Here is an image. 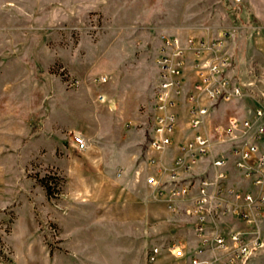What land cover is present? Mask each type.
<instances>
[{"label":"rangeland","instance_id":"obj_1","mask_svg":"<svg viewBox=\"0 0 264 264\" xmlns=\"http://www.w3.org/2000/svg\"><path fill=\"white\" fill-rule=\"evenodd\" d=\"M262 26L264 0H0V33L13 34V39L18 35L20 40L42 34L46 46L59 52L60 60L49 72L61 86L92 87L119 67L138 74L146 97L139 110L148 116L143 151L132 162L126 180L118 177L123 170L118 159L110 161L112 183L127 189L136 176L146 187L145 155L154 125L152 89L159 74L156 61L162 37L181 33L198 40L208 28L237 27L230 68L246 94L237 101L250 110L264 103ZM45 148L20 145L4 162L7 175L2 190L8 201L0 208V260L3 257L7 264H153L148 261L153 245L166 242L170 231L178 233L179 227L189 232L191 219L186 213H168L167 206L149 193L140 204L155 210L151 221L104 225V217L114 214L116 187L108 186L103 175L92 177L91 183L81 171L103 172L109 167L88 161L90 150L72 149L66 154ZM66 155H73L75 162L62 167ZM52 157H58L61 166ZM41 179L51 187L52 196ZM16 224L17 233L11 235ZM116 230L122 232V240ZM261 232L264 236V220ZM119 248H124V255ZM247 264H264V249Z\"/></svg>","mask_w":264,"mask_h":264},{"label":"built area","instance_id":"obj_2","mask_svg":"<svg viewBox=\"0 0 264 264\" xmlns=\"http://www.w3.org/2000/svg\"><path fill=\"white\" fill-rule=\"evenodd\" d=\"M260 33L264 51V26ZM234 37V28L207 44L192 37H162L145 184L171 212L186 204L191 227L186 238L153 245L148 252L150 263L166 252L189 264H247L264 249V103L226 123L211 119L220 104L246 95L229 73ZM189 58L198 79L195 93L187 95L192 136L180 144L168 165L162 156L173 144L174 107L183 96L182 75ZM98 99L104 100L101 95ZM72 139L78 151L88 148L81 134H72ZM235 174L238 183L233 182ZM6 262L2 257L0 264Z\"/></svg>","mask_w":264,"mask_h":264},{"label":"crops","instance_id":"obj_3","mask_svg":"<svg viewBox=\"0 0 264 264\" xmlns=\"http://www.w3.org/2000/svg\"><path fill=\"white\" fill-rule=\"evenodd\" d=\"M223 31L225 29L208 28L201 32L200 38H196L197 41L207 44L218 39ZM176 35L183 39L195 37L181 33ZM13 37V34L8 32L0 33V208H3L8 201L7 193L2 190V183L5 182L7 175L4 162L13 156L14 149H18L20 145L26 148L36 146L38 149L47 147L50 150L59 149L62 152L65 151L66 154H71V150L76 149L72 134L77 133L87 140L88 148L85 151L90 150L86 156L88 161L95 164L103 162L109 167H105L103 172L100 171L101 169H94L85 173L81 171V174L88 176L91 183L93 182L92 177L103 175L108 178L106 180L108 186L115 185L116 187V199L112 202L114 203V214L106 215L102 223L122 226L139 224L140 219L147 218L151 221L155 210L150 205L141 206L140 202L146 193H149L153 200H160L155 191L146 184V187L140 184L138 176L132 182L130 189L123 185L119 186L118 183L113 184L114 171L110 167L113 157L117 158L123 168L118 177L126 180L127 171L132 162L138 159L143 151L148 129L146 126L148 116L147 112L139 110L140 105L145 103L146 97L138 74L129 73L126 67L122 69L119 67L115 71L108 72L112 77L106 75L105 82L101 81L92 87L85 86L79 90L65 88L59 84L57 77L49 72L51 66L60 60L59 52L50 50L46 46L42 34L39 38L34 36L35 38L30 40H20L18 35L16 39ZM161 44L162 40H160V47ZM158 50L160 52V48ZM193 64V58H189L182 75L183 96L174 107L177 127L173 133V144L162 156L163 163L168 165H171L178 155L180 144L192 136L189 128L187 95L195 93V84L198 81ZM229 73L234 77L231 68H229ZM97 88L98 91H96ZM100 95L103 96V101L98 99ZM153 96L154 88L152 89ZM246 114L247 109L239 105L236 100L220 104L211 119L214 122L226 123L231 117H244ZM35 127L37 131L34 132ZM149 132L151 136L153 126ZM117 137H123V139L117 140ZM261 146L264 149V140ZM150 152L148 145L146 160ZM52 160H56L57 164L62 167L72 166L75 162L73 155L70 157L66 155L62 160L65 162L62 164L58 157H52ZM143 162L145 168L146 161L143 160ZM239 181L235 174L233 182L238 183ZM247 188H251L248 182ZM160 201L166 205L164 201ZM103 203L102 201L101 205ZM105 203L107 206L111 205L110 202ZM185 208H187L186 204L180 206L179 212L185 213ZM167 211L173 213L168 208ZM116 231L117 237H121L120 240H122V232ZM16 233L17 224L11 235ZM175 237H188L186 227H179L178 233L172 234L170 231L166 241ZM152 239L155 241L154 236ZM119 249L124 255V248ZM153 264L189 263L185 260L174 259L164 252Z\"/></svg>","mask_w":264,"mask_h":264},{"label":"trees","instance_id":"obj_4","mask_svg":"<svg viewBox=\"0 0 264 264\" xmlns=\"http://www.w3.org/2000/svg\"><path fill=\"white\" fill-rule=\"evenodd\" d=\"M41 183H42V185L46 188V190H47V194H48L49 196H52V189H51V187L49 186V184H48L44 179H41Z\"/></svg>","mask_w":264,"mask_h":264}]
</instances>
